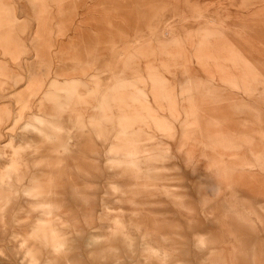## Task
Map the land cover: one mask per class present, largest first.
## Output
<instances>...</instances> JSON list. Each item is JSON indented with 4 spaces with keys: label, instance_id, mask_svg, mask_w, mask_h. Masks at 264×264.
Returning <instances> with one entry per match:
<instances>
[{
    "label": "rangeland",
    "instance_id": "obj_1",
    "mask_svg": "<svg viewBox=\"0 0 264 264\" xmlns=\"http://www.w3.org/2000/svg\"><path fill=\"white\" fill-rule=\"evenodd\" d=\"M0 264H264V0H0Z\"/></svg>",
    "mask_w": 264,
    "mask_h": 264
}]
</instances>
